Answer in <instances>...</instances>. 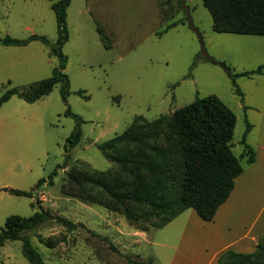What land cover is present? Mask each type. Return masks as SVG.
<instances>
[{
    "label": "rangeland",
    "instance_id": "374dc122",
    "mask_svg": "<svg viewBox=\"0 0 264 264\" xmlns=\"http://www.w3.org/2000/svg\"><path fill=\"white\" fill-rule=\"evenodd\" d=\"M53 1L0 0V36L38 34L56 44L60 33ZM159 2L167 14L160 12ZM164 2L71 0L65 18L68 40L61 47L67 59L63 69L69 79L67 101L60 81L34 102L12 95L0 106V227L7 216H30L39 205L78 223L71 229L50 218L22 233L45 264L169 263L173 246L178 245L174 224L155 228L130 223L119 211L64 191L71 166L116 168L97 143L122 132L134 116L152 119L196 97L216 94L237 115L233 152L242 150L238 143L245 129L242 98L219 63L240 72L235 66L242 42L213 29L202 0H186V11H177L176 0H171L170 8ZM177 19L182 22L159 34ZM98 24L111 38L108 48ZM59 64V55L40 40L21 46L0 44V95L11 87L27 90ZM68 106L83 119L81 139L73 147L67 138L77 119L65 114ZM41 178L46 181L36 187ZM8 188L33 190V196L16 195ZM52 236L61 241L47 246L43 241ZM0 264H31L22 240L0 246Z\"/></svg>",
    "mask_w": 264,
    "mask_h": 264
},
{
    "label": "trees",
    "instance_id": "16d2710c",
    "mask_svg": "<svg viewBox=\"0 0 264 264\" xmlns=\"http://www.w3.org/2000/svg\"><path fill=\"white\" fill-rule=\"evenodd\" d=\"M70 2H52L60 33L56 44L38 34L26 38H15L8 34L0 36V44L3 45L21 46L40 40L51 45V53L58 54L60 58L59 66L53 68L50 76L36 81L27 90L20 91L16 87L7 89L0 95V106L12 95L34 102L50 93L60 81L63 83L62 97L67 101L69 79L63 71L67 59L61 47L68 40L65 18ZM202 3L211 14L215 31L264 35V0H202ZM170 4L171 0H165L164 5L170 8ZM159 9L162 15L167 14L160 2ZM176 9L186 11V0H176ZM180 21L182 19L169 22L159 34ZM97 31L105 47H110L112 41L105 28L98 24ZM219 63L233 78L235 91L242 99L244 93L235 78L262 73L264 67L262 64L255 69L234 72L226 62ZM79 94L88 98L83 90ZM65 114L77 119L74 130L67 138L69 146L73 147L81 139L80 122L83 119L70 106ZM244 120L245 129L240 140L243 151L237 156L231 142L237 116L216 94L196 97L191 103L152 119L136 115L122 132L97 143L103 156L113 162L116 168L97 170L71 166L66 174L64 191L119 211L130 223L149 224L155 228L165 226L190 207L202 219L211 220L233 190L235 178L243 171L241 159L246 157L248 163L255 160V150L245 140L251 124L246 117ZM45 181L44 178L39 179L36 187ZM48 182H53L52 178ZM8 191L16 195L33 196V190L8 188ZM36 203L32 202V206ZM50 218L71 229L78 225L39 205V210L30 216H7L0 227V246L8 240L20 239L23 254L29 262L45 264L30 239L22 233ZM59 241V237L52 236L43 242L47 246H54ZM215 264H264V236L259 239L254 251L227 249L220 254Z\"/></svg>",
    "mask_w": 264,
    "mask_h": 264
},
{
    "label": "crops",
    "instance_id": "0c3cea01",
    "mask_svg": "<svg viewBox=\"0 0 264 264\" xmlns=\"http://www.w3.org/2000/svg\"><path fill=\"white\" fill-rule=\"evenodd\" d=\"M224 37L242 42L237 48L241 59L236 71L264 64V35L226 32ZM237 81L244 93L240 108L251 124L245 140L254 148L255 160L248 163L246 157L241 159L243 171L213 219H202L190 207L168 223L174 224L178 240L168 264H215L227 249L254 251L264 236V67L262 73L242 75ZM231 142L233 150V139ZM242 151L243 146L236 155Z\"/></svg>",
    "mask_w": 264,
    "mask_h": 264
}]
</instances>
